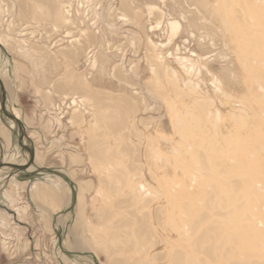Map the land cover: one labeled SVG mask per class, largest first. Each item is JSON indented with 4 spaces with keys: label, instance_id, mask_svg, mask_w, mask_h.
<instances>
[{
    "label": "rangeland",
    "instance_id": "obj_1",
    "mask_svg": "<svg viewBox=\"0 0 264 264\" xmlns=\"http://www.w3.org/2000/svg\"><path fill=\"white\" fill-rule=\"evenodd\" d=\"M1 1L0 78L12 92L30 72L19 103L46 165L30 175L65 196L27 193L19 264H174L195 255L179 231L197 214L262 246L264 0ZM108 212L146 224V243L106 251Z\"/></svg>",
    "mask_w": 264,
    "mask_h": 264
},
{
    "label": "bare ground",
    "instance_id": "obj_2",
    "mask_svg": "<svg viewBox=\"0 0 264 264\" xmlns=\"http://www.w3.org/2000/svg\"><path fill=\"white\" fill-rule=\"evenodd\" d=\"M177 27V25H173L174 30ZM89 98H91L93 103H95L99 107H102L104 103L105 106H103V108L108 109L113 114H117L119 110H122L119 102H115L116 100L114 99H111V102L109 103H105L106 99L101 96L90 95ZM34 158L35 163L41 166L42 161L40 160L41 158H39V155H37L36 157L35 154ZM34 168L35 164L29 170H33ZM144 186L145 185H140L139 189L145 190ZM256 187L258 186H255L254 189H256ZM84 193L85 192L83 191V189H81L80 194L78 195L80 204L79 209H81L83 205ZM43 195L49 197L52 200L53 204L57 205L58 208L63 207V199L65 198V196H61V194L56 192L55 190H53L52 192H47L45 188L41 186V188H39V190L35 193V197L39 198L41 196L40 198H42ZM120 203H122V201ZM120 203H118L117 206H119ZM107 215V221H112V224H108L107 231L102 236H104V238L106 239V251L111 253L113 256L115 254L124 252L131 253L137 245L139 247H142L143 244H145L148 240V236L151 235L150 232H148L150 231V229L148 226H146V224V227L141 226L139 229H136L133 223L134 221L130 218L122 219L121 217L116 216L113 213L109 214V212ZM196 217L197 218H193V220L190 221L187 227L185 226L183 230L179 231L182 239L185 238L186 241L192 239V242H190L189 244L195 252V255H188L187 257V255L182 251H177L175 255H173L175 258L174 264H264V239L262 240L263 243H261L262 246L260 248L254 247L253 244L257 245L258 243L248 240V238L244 237L240 232L225 234L223 231L225 229L226 232L227 227L221 228L217 223H207L206 221L209 220V218L204 215L197 214ZM204 223L207 225L210 224V226L208 229L202 230L204 227ZM262 223L264 222H262V220H259V224ZM249 227L250 225H248L247 228ZM249 229L258 231L254 226L250 227ZM123 263L124 261H117L116 264Z\"/></svg>",
    "mask_w": 264,
    "mask_h": 264
},
{
    "label": "crops",
    "instance_id": "obj_3",
    "mask_svg": "<svg viewBox=\"0 0 264 264\" xmlns=\"http://www.w3.org/2000/svg\"><path fill=\"white\" fill-rule=\"evenodd\" d=\"M0 2L2 1L0 0ZM26 73L27 75H25ZM29 73L30 72L26 68L21 69L19 74L22 76L17 72L14 73V81L19 83L20 86L15 84L12 87V92L11 88L9 89L11 93L7 91L6 107L8 110H11V114L15 115V117L22 121L25 133H27L28 140L31 143L30 145L35 148V154L37 157V155H40L41 153L37 150V134L33 132V128L35 127L34 115H23V105L19 103L21 100V94H18L23 82H25V84L28 82ZM23 75H25V78ZM34 79L35 78L32 80L35 81ZM45 126V124L42 125L44 130ZM13 131V125L0 120V163L4 162L3 160L6 162L9 157H21L23 161L25 160L23 159L25 156L21 155V152L17 151L14 146ZM28 161L29 159H27L26 162L24 161L21 165H26ZM45 168L46 165L44 161L41 166L35 163V168L28 172H19L8 167L0 170V264H14L18 263L20 260L28 258L26 255L27 252L24 250L25 245L30 243L34 237L31 235V231L33 230L31 229V224L26 221V212L29 205L27 206L24 201L25 199L27 200V193L31 194L35 189L39 190V188H41L38 184L37 178L32 177L30 174H33L38 170L41 171ZM56 191L62 195L61 188ZM31 217L32 216H30V218Z\"/></svg>",
    "mask_w": 264,
    "mask_h": 264
},
{
    "label": "water",
    "instance_id": "obj_4",
    "mask_svg": "<svg viewBox=\"0 0 264 264\" xmlns=\"http://www.w3.org/2000/svg\"><path fill=\"white\" fill-rule=\"evenodd\" d=\"M2 79L0 78V88H1V111L3 113V115L5 117L8 118V120L13 121L17 127H18V133H19V138H18V146L21 147V149H23V151H25L26 153H28L29 157V161L26 165H16V164H12V163H6V162H2L0 163V170H2L3 168H12L14 170H17L19 172H23V171H27L34 166L35 164V148L34 147H29L26 146V142L28 140L27 134L25 133V128L23 126V123L21 122V120H18L17 117H15V115L9 113L7 106V92L5 90L4 87V83L3 81H1Z\"/></svg>",
    "mask_w": 264,
    "mask_h": 264
}]
</instances>
